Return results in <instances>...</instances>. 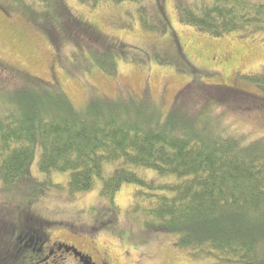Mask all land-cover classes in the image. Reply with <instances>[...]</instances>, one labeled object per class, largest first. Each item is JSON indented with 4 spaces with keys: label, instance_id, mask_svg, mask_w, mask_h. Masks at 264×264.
<instances>
[{
    "label": "trees",
    "instance_id": "trees-1",
    "mask_svg": "<svg viewBox=\"0 0 264 264\" xmlns=\"http://www.w3.org/2000/svg\"><path fill=\"white\" fill-rule=\"evenodd\" d=\"M78 2L96 7L140 0ZM158 4L163 15L160 0ZM47 6L63 19L57 25H38L50 32L54 45L67 41V35L72 40L75 31L89 33L87 25L73 18L60 0ZM177 11L182 24L214 38L264 34V3L211 0L179 3ZM139 12L145 29L160 31L150 13ZM97 39L103 52H89V57L104 73L115 76V49L104 38ZM119 57L125 60L126 56L120 53ZM0 69L9 72L13 83H0V183L4 190L14 191L39 151L41 173H69L72 196L93 190L100 181L101 198L117 214L120 208L113 204L117 193L127 184L138 186L128 214L139 220L147 234L171 235L175 246L191 258L264 264V137L245 140L224 126L223 117H216L211 109L219 104L239 115L255 110L264 115V71L241 76L250 90L207 85L197 73L165 113L149 98L132 94L115 99L94 94L78 106L57 84L2 63ZM195 103L205 108L194 112ZM149 171L158 177L150 180L144 175ZM44 225L45 221L26 215L18 234L0 216V264H24L28 246L20 243V237L31 232L41 237Z\"/></svg>",
    "mask_w": 264,
    "mask_h": 264
},
{
    "label": "rangeland",
    "instance_id": "rangeland-1",
    "mask_svg": "<svg viewBox=\"0 0 264 264\" xmlns=\"http://www.w3.org/2000/svg\"><path fill=\"white\" fill-rule=\"evenodd\" d=\"M57 1L0 0V63L57 84L78 106H83L94 94L112 99L132 94L136 98H149L168 113L197 73L207 85H237L250 90L241 76L264 71L263 33L249 37L233 33L214 38L180 22L179 3L197 5L211 0H160L163 15L158 0L102 3L96 7L78 0H60L73 18L87 25L84 27L89 30L85 32L89 33L75 31L73 41L67 35V41L54 45L50 32L38 25H57L63 20L52 9L58 12L59 8L54 4L52 8L47 6ZM139 9L154 17L162 33L143 27ZM96 35L115 49L114 58L118 61L115 76L104 73L89 57V52H103ZM119 52L126 56L125 60L119 57ZM109 69L112 70L110 63ZM0 70V83L13 84L9 72ZM203 106L195 103L192 109L197 112ZM211 109L216 117H223L224 126L242 134L245 140L264 137L261 111L239 115L219 104ZM39 161L37 151L27 175L15 185L14 191L4 190L0 183V216L17 228L18 234L27 215L38 222L45 221L40 228L43 236L74 244L87 253L92 252V246H98L118 264H226L214 259H193L175 246L171 235L142 231L139 220L128 214L138 186L127 184L117 193L113 203L120 208L117 214L109 210L110 202L101 198L100 181L93 190L72 196L70 174H43ZM145 174L150 180L158 177L151 171ZM32 233L20 237V243L28 247L32 242L35 244L38 235Z\"/></svg>",
    "mask_w": 264,
    "mask_h": 264
},
{
    "label": "flooded vegetation",
    "instance_id": "flooded-vegetation-1",
    "mask_svg": "<svg viewBox=\"0 0 264 264\" xmlns=\"http://www.w3.org/2000/svg\"><path fill=\"white\" fill-rule=\"evenodd\" d=\"M26 247L27 255L24 264H118L115 259L104 254L98 246H92V252L87 253L74 244L49 239L42 235ZM38 246V249L33 246Z\"/></svg>",
    "mask_w": 264,
    "mask_h": 264
}]
</instances>
